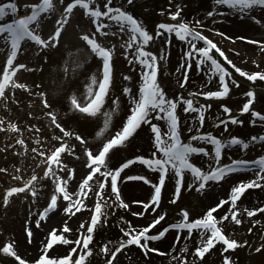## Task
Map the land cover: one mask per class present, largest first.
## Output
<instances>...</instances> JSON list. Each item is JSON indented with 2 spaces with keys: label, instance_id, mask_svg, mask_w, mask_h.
<instances>
[{
  "label": "snow or ice",
  "instance_id": "1",
  "mask_svg": "<svg viewBox=\"0 0 264 264\" xmlns=\"http://www.w3.org/2000/svg\"><path fill=\"white\" fill-rule=\"evenodd\" d=\"M130 3L131 0H128ZM92 3V0H71L67 4V6L64 8V13H69L72 11L74 5H79L85 12V15H90L92 18V23L96 25V31L100 32L101 35H104V32H101V28H111L110 24H103L98 23L97 18L99 17H106L109 21L117 22L120 26L119 30L123 31L125 25L128 28V31L131 33V39L133 42L138 40L137 47L135 49L134 55H136V59L138 63L142 66V73H141V83L139 85V99H131L132 107L130 109V114L127 115L125 121L123 122L122 129L117 131L112 138L108 139L106 142L102 144L101 147L98 148V154L91 152L88 148L84 149V154L87 157V162L90 165L89 171L87 175L84 177V180L82 183H86V187H91L90 184H88V180L90 177H92L93 173H97L99 171V168L101 165H103V170L99 171V175L103 177H110L111 181V193L116 194L115 200L120 201V195L118 193V176L122 169L128 167L129 165L133 164L134 160L146 165L150 170L158 171L159 182L153 185V191L150 195V198L148 202H137L142 203L143 208L148 209L149 204H152L153 202H158L160 191H161V185L163 184L166 176V170H172L174 171L175 175V184L176 189L179 191L180 185H181V175L182 170H188L192 176L194 177L195 181L199 182L198 187L202 188L204 186V182L208 180H219L222 175H224L227 172L235 171L237 167L239 166H247L249 164L253 166L259 167V171L256 172V177L260 178V173L264 172V157H260L257 161L247 162L243 160H233L231 161L230 165H223L217 168H213L211 173H203L201 170L195 166H193L189 160L188 157L192 153H203L205 156H208V153L205 151L203 147H194L191 143L182 142L180 135L178 133L177 128V117L174 114V109L176 108V104L181 101V97H176L175 101L173 99L166 98L163 91L160 89V87L157 85L156 81V57L153 56L150 52H145L142 50V45L146 44L147 41L150 39L149 34L147 31L138 24L137 20H135L129 13L122 11L119 7H110L111 0H106V2L103 4L104 11L101 12L99 10H90L89 5ZM216 4L219 5H227L229 8L232 9H238L240 13H244L246 10H249L253 7L260 6L264 7V0H215ZM31 9V12L27 15L21 16L20 18L12 20L10 23H0V34L7 33L6 39L8 41V44L10 45L9 51L6 56V61L3 64V71L0 73V78H7L9 81L13 80V74L16 73L17 69H25V70H31L26 69L23 64H14V59L17 54V50L23 41H31L36 46H38V49H43L46 47H55L58 43V37L61 33V27L62 23L60 20H57L56 23L61 25V27H57L55 31H53L50 35L47 36L46 39H43L39 34L36 33L35 29L30 28V25H32L34 22H37L38 27V17L41 13H46L50 9L53 8V4L50 2V0H39V3L32 4L28 6ZM17 5L14 2H8V3H0V20H3L5 16L9 13H11L13 16L17 14ZM179 12V8L177 9V13ZM177 13H172V19H176ZM208 16H212L213 12H208ZM64 19H67L65 16ZM158 29H164L168 32H175L176 37L184 41L185 38L190 39L191 47L189 49V52L192 54H199V57L201 59H196V64L199 66L202 61L210 62L211 69L213 75L218 74L219 75V91H207L203 93L205 98H219L224 96L228 92V87L225 83V78L228 77L231 79V77L226 72L225 68L222 67L216 58L210 53V49H215L217 53H220V50L216 47V45L209 39H207L205 36H203L199 31H194L193 28H190L187 23L181 21L178 24H166L161 23L157 25ZM159 35V31L156 33ZM87 45L90 47L91 51L96 54L97 57L102 58V78L98 81V87L94 91V95L92 93L91 85H89V93H90V99L86 97V100L88 102L85 106H78L75 99L72 100L73 107L78 108V111L81 113H87L89 115H95V113L100 109L101 104L104 101L105 93L109 86L110 81V54L111 49H106L105 47L99 45L95 42L94 39L89 38L88 35H83L81 37ZM197 41H202L203 46L197 47ZM249 43H259L257 41L249 40ZM128 47L131 48L132 44L129 43ZM189 52L185 53V56L189 55ZM127 55V52L125 53ZM221 56H223V53H220ZM141 57H144L141 59ZM148 57H151V60L148 59ZM131 63V61H130ZM230 63V62H229ZM38 70V69H36ZM235 71L240 75L246 77L249 81L255 80L257 78L264 80V75H262L259 72L247 74L244 71H242L239 68H235ZM209 80L212 79V76L209 75L207 77ZM125 80L130 79V77L125 76ZM91 83H96L95 77L90 78ZM232 84H236L235 80H232ZM183 86V85H182ZM26 86L23 84V88ZM37 87H39L37 85ZM129 88H124V93L127 95L129 93ZM42 99L41 103L44 105V107H50L47 104L45 97V93L39 92L37 93ZM253 92L249 90L246 93V96L248 97L247 101L243 103L240 111L246 112L251 111V116L253 118L259 117L261 121H264V115H260L256 111H253L250 109V105L253 103ZM192 96V93H189V97ZM115 103V102H114ZM183 103L185 105L184 111H196L201 112L202 109H204V105H199L198 108H193V103L189 99L183 100ZM223 107V106H222ZM225 113L229 112V109L227 107L223 108ZM154 113L155 118L157 120H164L166 122L168 131L161 133L160 129L155 123L150 124V131L154 135V146L157 150L152 154V158L145 159L141 156H136L133 159H127L124 163L120 164L118 167H116L114 170L109 169L107 166V160L106 156L109 153L111 149H113L115 146L121 145L123 142H125L129 137L133 135V133L137 130V128L143 124H149V121L152 119V114ZM48 115H51L52 113H46ZM107 115V114H106ZM232 123H238L235 119V117H230ZM223 123V121H221ZM58 127L63 131L65 136L68 135H74L71 131L64 130L60 125ZM198 135H194L190 137V140H200L205 143H211L213 145V156L209 157V159H215L217 162L220 159L221 156V148L227 145H234V144H243L242 141H240L238 138H231L228 141L222 142L219 139L214 138L211 134L205 133V134H199V129H197ZM99 135V133H97ZM76 138L78 140H81V137L79 135H76ZM254 141L256 140L255 137L252 138ZM261 140H264V137H260ZM81 143L83 141L81 140ZM246 146V145H244ZM60 147V146H59ZM56 147V148H59ZM62 152V151H61ZM60 152V153H61ZM158 153V155H157ZM43 155V154H42ZM58 156H53V160H57ZM71 176V175H70ZM125 179H140L143 180L145 184L151 183L149 179H146L144 177H131L126 176ZM60 180V178H59ZM67 183L66 181L64 182ZM81 183V184H82ZM61 184V183H60ZM98 188L100 189H106V183L103 180L97 181ZM255 186L251 181L248 183H238L235 187L231 189L230 199L234 202L239 194L247 187ZM62 187V186H61ZM189 188L192 187V184L188 185ZM64 193H67L63 187ZM55 193H59L63 195V198L66 201H69V196L64 195L58 191L55 190ZM98 196L100 195L99 192L96 193ZM9 194L5 193V198ZM82 194H80L81 196ZM105 206L107 204L111 203V200H109L105 196ZM57 201V195L53 194L51 195V199L49 202L52 203V207H49L47 204V207L39 212V216L43 218L50 210H52L56 206ZM225 201L221 200L219 204L215 205L212 208H209L207 212L203 215L202 218L197 219H190L189 214L187 211L181 209L180 215L183 217L181 222L175 223V224H168L166 227L159 229L154 228V225H158L159 221L163 219V215H160L156 218H154L150 223H148L146 226H144L140 231H136V229H133L132 226L128 225V230H123V234L126 237H129L127 241L120 244L118 248H116V251L119 252L120 248L124 247L126 244H140L141 239H143L145 242L148 240H157L160 237H163L165 232L168 231V229H187L189 234H191L192 229L196 228L200 230V236L203 248H197L196 254L200 255L202 251L207 250L208 247L212 244L213 238L215 240L221 241L224 245H226L228 248H233L235 245V242L230 241L229 239H226L224 235L221 234L219 228L214 224V217L213 212L216 208H219L222 204H224ZM70 205V203H69ZM124 207H127L126 204L122 205ZM101 207L102 205L100 203H96L94 206V209L91 214V221L82 224V228H86L87 234H83L80 239L83 242V245L85 247V251L81 253L79 256H74L73 252L76 251L75 249H72L69 251V254L67 256H64L63 258H60L58 260L64 261L65 258H67V264H72V261H74V264H83L84 257L87 256L91 249L88 248L89 240L91 239V235L93 233L94 225L97 224L99 215L101 214ZM155 210V209H153ZM63 211L65 213L69 212V207H64ZM253 213L251 211L248 212V215L251 216ZM133 215H144L143 212L139 213H133ZM223 219V217H221ZM149 229H153V233L158 234H152L149 233ZM67 230V229H65ZM26 232H28V229H25ZM205 232H210V235L207 237V239H204ZM30 235V232H29ZM53 237H59L57 235H51L50 238L47 241V244L45 245V251L48 247H50L53 242H50ZM188 237L185 236V239ZM61 242H67V241H61ZM75 243V241L73 242ZM7 246V249L12 251L9 244H4L2 248H0V251L3 253L9 255V251H6L5 248ZM142 247L147 248V244L145 243L142 245ZM151 250V249H149ZM183 251V249H181ZM10 256V255H9ZM41 257H45V255L41 254L38 259L34 261V264H36V261H39ZM71 257V260L69 259ZM79 258V259H78ZM49 260H57V259H49ZM225 264H228V261H225Z\"/></svg>",
  "mask_w": 264,
  "mask_h": 264
},
{
  "label": "rangeland",
  "instance_id": "2",
  "mask_svg": "<svg viewBox=\"0 0 264 264\" xmlns=\"http://www.w3.org/2000/svg\"><path fill=\"white\" fill-rule=\"evenodd\" d=\"M17 1L19 2L20 0H17ZM190 1H194L196 4L199 5V7H202V5H205L207 0H189L187 2L184 1V3H182L181 1H178L176 8L182 9L183 10L182 11L183 14H185L187 12L186 5ZM20 2H22V1H20ZM164 4L166 6V4H167L166 1L165 2H161L160 0H158V4L157 5H158V7L160 9L164 8ZM134 5H132L130 7L131 10L136 14V16L138 18L143 20L142 22L145 23V25L149 24L153 20L154 11L152 9V6L154 5V2H151L149 5H145V8L143 10V11H145V13H142V14H139L140 12L134 10ZM199 9H201V8H199ZM171 10L172 9H169L167 11H171ZM229 21L232 23L231 26L225 25V29L228 30V31L231 30V27H238L240 29L241 33H235V34H238L239 36L246 37V36H256V35H258L256 33L257 30L254 29V27H250L249 25H246V23H241V22H238V21H236L234 19L233 20H229ZM225 29H223V30L226 31ZM67 32L69 34L68 39L72 40V36L77 32V28H75V24H73V21L72 22L70 21V23L66 27V31H64V39H67V36H66ZM226 40L233 42V39H231L230 37H226ZM237 46L239 47V49H241L240 45L237 44ZM255 55L258 56L257 54H255ZM260 65H263V63L260 64ZM254 69L258 71V68L254 67ZM48 70H50V69H48ZM262 70L264 71V67H262ZM45 72L46 71L44 69L43 73H42L44 77H45V74H44ZM38 75H40V73ZM46 75H47V73H46ZM80 75H82V73ZM47 77L48 78H53V79L54 78L59 79L57 76L52 77V76H48L47 75ZM75 77H77V76H74V78ZM52 81H53L52 83L55 84L54 80H52ZM51 86H53V84ZM55 87L56 86L50 87V89H45L44 86H43V88L40 87V86L39 87L30 86V91H33V93H39V92L45 93V97L44 98L46 99V101H48V103H50V102H52L53 98H56L57 93H58V91L55 90ZM58 87L60 89L62 86L59 85ZM51 90H53V91H51ZM65 91L61 90L58 93V96H60L59 98L62 97V95L64 94ZM20 97H21V95H20ZM38 98L40 99L41 97L38 95V97H36L35 99L37 101H39ZM52 103H50V104H52ZM35 105H36V103H35ZM35 105H34V110L31 111V112H28L27 110L21 111L20 109H16L15 110V109L12 108L13 110H11V111H17L16 112L17 115L15 116V118L7 117L6 121H8V122L10 121L11 123H14L15 125H18V127L22 128V126L20 125V121H22V118H24V117L27 120V118H28L27 114H31V115L34 116L35 113H36L38 118H40V117L42 118L41 113H43V116H44L45 111L38 106V103H37V107ZM259 106L260 107H258V110L260 112H263L264 111V105L260 104ZM218 112H220V111L218 110ZM15 119H17L18 122ZM33 120H35V119H32V123H35ZM100 120L103 122V118L102 117H100ZM100 120H99L98 124L95 123V121L92 123L90 132H92L93 129L96 126L99 127ZM37 125L41 129V125L40 124H37ZM197 129H199V133H200V130L203 129V127H199V126L195 127L193 129V131L191 132V134H190L191 137L194 136V135H198ZM247 130L250 131L249 129H242L243 132H241L239 134L246 135ZM25 135H28V134H25ZM101 135H102V132L99 131V135H97V136L100 137ZM32 138L35 139V137H31V138H29V141ZM36 139H38V137H36ZM191 143H192V145L194 147H202V146L205 147V142H203L202 146H201L200 143H197V140H191ZM207 144L209 145V143H207ZM210 150H211V146L209 145V151ZM4 160L5 159H2L0 157V182H2L4 180V177H2L1 174H3L4 176L9 174L8 172L5 171V170H7L8 166L6 165L7 161H4ZM194 163H196V162L194 161ZM196 166H198L197 163H196ZM55 167L56 166L54 165V168ZM43 168L44 169H48V170L52 169V167L50 165H48L46 167H43ZM45 175L46 174L43 172L40 176H45ZM85 175H87V173L82 174L83 177ZM38 176L39 175L35 174L34 177L29 182H27V186H26L25 189H23V190L21 189V190H19L16 193L8 195L6 198L5 197L1 198L0 199V206L8 207L6 210L3 211V214L7 213V215H11L12 217L18 218L17 220H14L15 222L13 224V226H16V228H17V232H16L15 237H17L18 235H21V237L24 238V236H25V238L30 239V241L29 240H26V241L29 244L31 242L32 246H38V245L42 244V248H41V252H40L39 256L41 254H43V255H45L46 258L41 257L39 261H36V264H67V258H65L64 261H60L58 259H60V257H62V255H68L69 251L72 250V249H71V247L69 245H68V248H66L64 245L59 244L61 242L60 240L55 242V245L57 244V248L52 250L53 251V256L52 257H51L50 254H48V252L50 250H46V252H45V245L47 244V240L48 239H46L44 236L49 235L48 231H46V230H48L54 224L55 219L52 217L49 221L46 222V224H47V226H46V224L44 222L45 217L41 218L39 216V211L30 210L29 212H23L26 209V204L31 201L30 200L31 199L30 190L32 188H35V187L45 186V184L42 183L41 178L38 177ZM81 179L82 178H77V180H81ZM11 180L17 181V180H22V178L21 179L20 178H11ZM51 181H52V179H51ZM3 182H5L8 185H10V182L8 180L3 181ZM3 182L0 183V184H3ZM137 187H141V186H139L138 184H133L131 186H128V185L123 186V188L121 190L122 194L123 195H129L130 197L135 196L132 193L133 191L131 192V190H134V188H137ZM77 188H78V186L72 192L66 191L67 193H65V195H68L69 198H70L71 195H75L77 193ZM92 189H93L92 186L91 187H87V190H88L89 193L92 192ZM169 193H170V188L167 189V191H166V194H169ZM35 194L36 193H33V195H35ZM80 194H79V196H80ZM45 195L46 196H43V204H42L44 209H45V205L46 204H48V206H49V203H50L49 201H50V198H51V195H52V194L50 195V191L47 190V188H45ZM56 195H57V201L56 202H60V203L64 202L63 198L61 196H59L58 193H56ZM202 200L200 201L199 198H197L195 196H191V197L188 196L187 200L183 198L184 203H186L184 206L188 207L187 208V212L190 213V217L198 218L204 212L205 208L209 207L210 205H212L214 203L213 200H212V201H209L210 203L208 202L209 205L208 204L206 205L204 203V201H202ZM191 203L196 204L195 208H192V206H190ZM64 204H66V206H68L66 201H65ZM179 206H182L181 202L179 203ZM179 206H176V208L178 209ZM168 207H171V205L168 206ZM162 210L165 211L167 209H164V207H163ZM0 213H2L1 209H0ZM31 214H33L35 216V219H34V217H32L33 223L29 222V217H30ZM259 215H260V213H259V211H257L256 214H255V216H256L255 218H257V219L259 218V221H260L261 224L260 225L256 224L255 226H251L249 228V230L247 231V233L245 235H243V237L241 239H236L235 240V245L230 250V251H232L230 253L232 261H233L232 264H264V221H263L264 220V209L262 211V215H260V216H262L261 218H260ZM4 220H5V218H4ZM4 220H3V222H4ZM26 228L28 229V232L25 231ZM11 232H13V231H11ZM29 232H30V235H29ZM9 234H10V231L5 229V227L0 224V248H2L4 246V244H9L11 249H12L11 244L8 241H6V238H8L10 236ZM94 241H96V240H94V235H93L92 239L90 240V244L93 245ZM53 247L54 246H50L49 248L51 249ZM49 248H47V249H49ZM73 249H75V247ZM5 250L9 251V255L10 256L5 254V253H3L2 251H0V260L2 261L3 264H20L15 259V254L17 252H14L13 250L10 251L9 249H7V246H6ZM60 252H62V253H60ZM58 253H60V254L58 255ZM37 255H38V253L35 254V256H37ZM49 259H57V260L53 261V260H49ZM73 262L74 261H72V264H73ZM30 264H34V261H31ZM98 264H102V262L99 261Z\"/></svg>",
  "mask_w": 264,
  "mask_h": 264
},
{
  "label": "bare ground",
  "instance_id": "3",
  "mask_svg": "<svg viewBox=\"0 0 264 264\" xmlns=\"http://www.w3.org/2000/svg\"><path fill=\"white\" fill-rule=\"evenodd\" d=\"M173 1H176V0H173ZM199 32L203 36H205L207 39L211 40L216 45V47L220 50V52L223 53L222 57H223L226 64L234 65L236 67H239L240 69H244L243 67L240 66V63H239V60H241V59H239L235 56H231L228 53L229 49H234V48L237 49V46L232 44V42L225 41L223 39L215 40V39L211 38L209 36L210 34L205 29L199 30ZM237 52L240 55V57L245 59V60L253 61L252 59H254V56L252 54H249V53L243 51L242 49H238ZM237 59H239V60H237ZM241 61L245 62L243 60H241ZM235 62L238 66L234 64ZM226 72L231 77V79H230L231 81L237 80V77L230 75V73L227 70H226ZM21 78H22L21 81L25 82L26 84L29 82H33V78H35L36 80H40V82L41 81L43 82V79L41 76L40 77L30 76V75L26 76V75L22 74ZM226 78H228V77H226ZM218 79H219V75H217V81H218ZM238 80H240V79H238ZM209 88L210 87H208V89ZM254 123L257 127L260 126L259 121L255 120ZM49 132H50V130L47 131V133H49ZM229 155L235 156V154H233L232 152H229ZM236 180L239 181V178ZM249 181L252 182V180H244L242 183H248ZM229 184H231V186H235L234 179L230 180ZM137 189L138 190H134L133 192L143 194V192L145 191L144 188H137ZM170 189H171V187H170ZM231 189H232V187L230 188V190ZM213 190H216L217 193H215ZM171 191H172V189H171ZM171 191H170V195H168V197L170 196L172 199ZM222 192H224V193L227 192L226 185H224L223 183L217 184V186L210 187L207 189L206 193L204 194L205 198H203V200L205 203H207L211 199H213V197H214V199L217 196L223 198ZM144 196H145V193H144ZM130 201L131 202H140L136 199H131ZM260 201H261L260 200V194L257 193L255 190L252 191L250 198H246V200H244L241 203H236L235 201L233 202L230 198H228L227 199V203H228V209L227 210L228 211L226 213V223L223 222L222 219L218 220L219 221L218 222V226H219L218 228H219L221 234L224 235L226 237V239H229L230 241H232L235 238H237L239 236V234H244L245 232H247L248 227L256 223V219L254 218V212H255V209L257 208L256 207L257 204H259ZM249 211H251L253 213L251 216L248 215ZM224 216H225V214H224ZM243 224H249V225L245 228H241V226ZM169 233L170 232H168L165 235V237L162 239V241H163L162 243H165L168 241L166 236H168ZM205 237H207V236H204V238ZM7 241L11 244L12 250L14 252H17L15 254V258L24 264H29L32 261V259H35V254L42 248L41 244L38 246H32L31 242H30V244L27 243V241L24 238H22L21 235H18L17 237H13L12 233L7 238ZM200 241H201V237H200V239H197L193 243H190L191 245H189V246L188 245L186 246L183 243L181 245L180 244H178V245L170 244L169 245L170 242H167L163 247L162 253L164 254V257L163 258H156V260H152V261L141 259L142 255L141 256H134L131 254L130 251H123L122 250L115 256L112 264H218L217 263L218 259H215V257H217V256L220 257V255H221L220 253H221V251H224V250H222V249H224V247L220 246V245H218L217 247H214L215 242L213 241L212 244L208 247V251L206 254L195 255V252H194V250L196 251L195 246L198 245L199 247H203V245H202V243H200ZM171 243H172V241H171ZM168 245H169V247H168ZM193 248H194V250H193ZM165 249H167V251ZM181 249H183V251H181ZM224 259H226L227 261L230 262V257L228 258L227 256H224ZM229 262H228V264H229Z\"/></svg>",
  "mask_w": 264,
  "mask_h": 264
}]
</instances>
